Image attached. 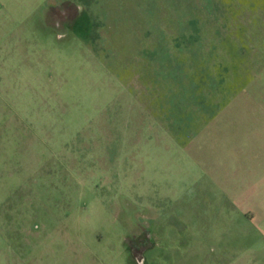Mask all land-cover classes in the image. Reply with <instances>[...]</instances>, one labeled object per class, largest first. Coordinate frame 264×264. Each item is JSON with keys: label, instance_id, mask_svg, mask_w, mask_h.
<instances>
[{"label": "rangeland", "instance_id": "obj_1", "mask_svg": "<svg viewBox=\"0 0 264 264\" xmlns=\"http://www.w3.org/2000/svg\"><path fill=\"white\" fill-rule=\"evenodd\" d=\"M0 264H264V0H0Z\"/></svg>", "mask_w": 264, "mask_h": 264}, {"label": "flooded vegetation", "instance_id": "obj_2", "mask_svg": "<svg viewBox=\"0 0 264 264\" xmlns=\"http://www.w3.org/2000/svg\"><path fill=\"white\" fill-rule=\"evenodd\" d=\"M71 4H76L73 1H70ZM77 7H79L77 5ZM81 11V9H80ZM72 11L68 10L65 7H62V5L57 4L55 7H53L51 9V11H47L46 12V16L47 18H51L50 20V28L51 30H53L54 32H56L59 36H64L69 32V28L67 26H63L62 27V22L59 20V14L61 15L60 17L62 18H72ZM82 13V12H80ZM80 16V15H79Z\"/></svg>", "mask_w": 264, "mask_h": 264}]
</instances>
